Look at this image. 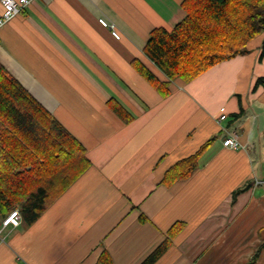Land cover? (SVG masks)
Masks as SVG:
<instances>
[{
  "label": "crops",
  "instance_id": "1",
  "mask_svg": "<svg viewBox=\"0 0 264 264\" xmlns=\"http://www.w3.org/2000/svg\"><path fill=\"white\" fill-rule=\"evenodd\" d=\"M181 2L32 0L0 28V64L91 163L37 220L1 238L0 264H95L103 251L113 264H139L176 221L183 228L152 264H246L264 240L262 38L190 82L177 80L165 98L132 66L138 58L161 75L143 48L153 28L183 19ZM230 135L238 148L224 146ZM206 142L187 178L163 181ZM255 264H264V248Z\"/></svg>",
  "mask_w": 264,
  "mask_h": 264
},
{
  "label": "trees",
  "instance_id": "2",
  "mask_svg": "<svg viewBox=\"0 0 264 264\" xmlns=\"http://www.w3.org/2000/svg\"><path fill=\"white\" fill-rule=\"evenodd\" d=\"M181 6L183 19L170 30L153 28L143 48L161 75L138 58L132 61L161 97L173 92L177 80L190 82L216 64L248 53L258 38L260 57L264 54V0H182ZM255 85L264 86V77ZM107 103L124 121L131 120L116 100ZM207 143L170 166L163 181L187 178ZM90 164L85 146L0 64V230L14 210L21 224L33 223ZM183 225L174 222L139 264L159 258ZM263 248L264 240L246 264H255ZM95 264L113 261L103 251Z\"/></svg>",
  "mask_w": 264,
  "mask_h": 264
},
{
  "label": "built area",
  "instance_id": "3",
  "mask_svg": "<svg viewBox=\"0 0 264 264\" xmlns=\"http://www.w3.org/2000/svg\"><path fill=\"white\" fill-rule=\"evenodd\" d=\"M32 0H0L2 5V11L0 12V28L12 19L17 13L21 12L30 4ZM103 25H107V22L100 20ZM112 34L115 38H119V34L112 30ZM226 111L224 107L220 108V113L218 116V121L225 119ZM224 146L236 149L239 146V141L237 135H230L226 137L223 141ZM20 223L19 214L17 210L12 211L6 219L3 220V226L13 225L17 226Z\"/></svg>",
  "mask_w": 264,
  "mask_h": 264
},
{
  "label": "rangeland",
  "instance_id": "4",
  "mask_svg": "<svg viewBox=\"0 0 264 264\" xmlns=\"http://www.w3.org/2000/svg\"><path fill=\"white\" fill-rule=\"evenodd\" d=\"M23 227H25V225H22V226H19L18 228L16 229H13V230H10V228L8 229H3L1 230V233H0V238H9L11 237L16 231H21L23 229Z\"/></svg>",
  "mask_w": 264,
  "mask_h": 264
}]
</instances>
